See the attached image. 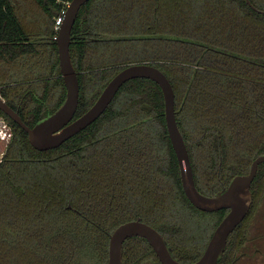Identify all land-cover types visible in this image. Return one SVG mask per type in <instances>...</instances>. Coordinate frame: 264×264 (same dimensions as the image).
<instances>
[{"label": "trees", "instance_id": "obj_1", "mask_svg": "<svg viewBox=\"0 0 264 264\" xmlns=\"http://www.w3.org/2000/svg\"><path fill=\"white\" fill-rule=\"evenodd\" d=\"M65 1L29 0L42 15L34 24L16 0H0L1 91L31 127L66 98L54 39ZM251 2L264 10V0ZM169 5L89 0L82 6L70 44L80 82L74 119L123 67L150 62L173 85L195 183L214 195L264 154V13L246 0H175L181 23L175 25ZM0 113L14 130L0 162V264H13L15 252L18 264H44L42 246L47 264L62 252L108 264L110 234L138 217L172 243L198 240L206 247L228 212L201 210L186 196L163 91L150 78L124 83L97 120L46 151ZM263 178L261 163L253 187Z\"/></svg>", "mask_w": 264, "mask_h": 264}, {"label": "water", "instance_id": "obj_2", "mask_svg": "<svg viewBox=\"0 0 264 264\" xmlns=\"http://www.w3.org/2000/svg\"><path fill=\"white\" fill-rule=\"evenodd\" d=\"M88 1H69L63 22L54 37L58 47L61 76L66 87L64 102L53 113L32 127L27 125L19 112L2 98H0V111H3L26 130L29 141L35 149L46 151L59 147L97 120L127 81L139 77L156 81L163 91L168 133L178 159L181 181L186 196L194 206L201 210L211 212L226 208L228 212L216 227L204 254L193 263H182L173 257L169 251L168 241L163 235L139 217L120 224L110 234L108 264H123L124 242L134 236L146 238L155 248L163 264H217L222 252L226 249L230 234L250 210L253 197L252 185L260 164L264 163V154H260L253 160L248 173L235 175L227 186L214 195L202 193L195 183L190 153L176 117L173 85L159 67L148 61L134 62L123 67L108 82L95 103L85 113L74 119L79 105L80 82L72 60L70 44L77 16L82 6ZM246 1L253 9L264 13V10L257 8L251 0Z\"/></svg>", "mask_w": 264, "mask_h": 264}, {"label": "flooded vegetation", "instance_id": "obj_3", "mask_svg": "<svg viewBox=\"0 0 264 264\" xmlns=\"http://www.w3.org/2000/svg\"><path fill=\"white\" fill-rule=\"evenodd\" d=\"M252 195L250 210L243 221L230 234L226 249L222 252L219 260L221 264H264V178L261 182L259 181L257 186L253 187L252 185ZM162 235L168 241L171 255L182 263L197 261L204 254L207 247L203 246V241L200 242L198 240H194L193 244L172 243L164 234ZM233 235L234 237L231 238ZM139 238H142L140 239L143 242L142 244H136L134 240L126 244L128 239L124 242L123 264H163L155 248L149 241L143 237ZM41 248V262L47 264L50 258L49 252L43 246ZM68 257H71L73 260L72 264H81L79 257L75 258L74 254L65 256L63 252L62 254L57 253L52 255L51 260L55 262L54 264H64V261ZM18 261L19 256L15 252L13 254V264H18Z\"/></svg>", "mask_w": 264, "mask_h": 264}, {"label": "rangeland", "instance_id": "obj_4", "mask_svg": "<svg viewBox=\"0 0 264 264\" xmlns=\"http://www.w3.org/2000/svg\"><path fill=\"white\" fill-rule=\"evenodd\" d=\"M26 1H28V3H26ZM174 2H175V0H170V5L168 6L170 8L167 10L168 12H166V15H169L172 18L171 21L175 25H181V23L179 21V18L176 15L177 14V7L173 5ZM16 3L18 5L21 4V6L18 7L19 11L21 13H24V12H26V14L29 13V19L32 20L30 22H33L35 24V21H38L40 19V16H42L40 10L36 9V7L35 8L31 7L32 4H31V2H29V0H21V2H20V0H16ZM64 4H65V7L67 8V6L69 4V1H65ZM58 16H56V17H58ZM32 65L30 64V66H29V68H30L29 72L30 71H32V72L35 71V69L32 67ZM10 138L11 137H9L8 139H10ZM13 138H14V136H13ZM13 138L10 139L9 141H0V162L2 161L3 157H5L6 152H7L8 148H9L10 144L12 143ZM85 257H83V259L81 260V264H93L92 260H89L88 258H85Z\"/></svg>", "mask_w": 264, "mask_h": 264}, {"label": "built area", "instance_id": "obj_5", "mask_svg": "<svg viewBox=\"0 0 264 264\" xmlns=\"http://www.w3.org/2000/svg\"><path fill=\"white\" fill-rule=\"evenodd\" d=\"M66 12V8H64L60 15L58 17H56L55 21V28L56 31L58 32L63 19H64V15ZM2 86L0 85V98L4 99L2 95V91H1ZM14 136V130L12 125L8 122V120L5 118V116L3 114L0 113V141H9L10 139H12ZM9 137H11L10 139H8Z\"/></svg>", "mask_w": 264, "mask_h": 264}]
</instances>
